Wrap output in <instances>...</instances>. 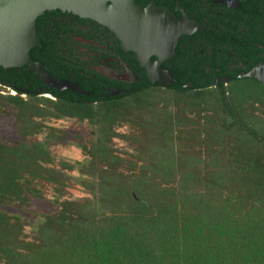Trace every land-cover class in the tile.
I'll list each match as a JSON object with an SVG mask.
<instances>
[{
  "label": "trees",
  "instance_id": "obj_1",
  "mask_svg": "<svg viewBox=\"0 0 264 264\" xmlns=\"http://www.w3.org/2000/svg\"><path fill=\"white\" fill-rule=\"evenodd\" d=\"M9 81L45 86L29 69L0 66L1 84ZM231 83L171 93L144 82L103 108L83 97L86 110L64 111L95 123L78 170L86 197L65 196L70 176L48 165L43 143L0 142V264H264V84L236 74ZM121 123L131 130L115 131ZM16 124L21 136L38 127ZM112 138L128 144L125 157ZM36 180L52 186L57 208L27 235L1 206H27Z\"/></svg>",
  "mask_w": 264,
  "mask_h": 264
},
{
  "label": "flooded vegetation",
  "instance_id": "obj_2",
  "mask_svg": "<svg viewBox=\"0 0 264 264\" xmlns=\"http://www.w3.org/2000/svg\"><path fill=\"white\" fill-rule=\"evenodd\" d=\"M134 2L144 9L139 16L141 33L125 32L122 40L107 27L72 11L50 9L38 17L34 35L39 45L32 47L34 61L40 62L52 78L75 83L82 93L68 88L58 90L45 84L32 91L17 86L16 81H9L6 85L0 82V98L10 95L13 99L12 103H0V116L8 117L15 133L14 141L8 143L10 141L0 139L1 143H43L51 158L48 165L52 167L49 146L60 143L68 132L59 124L66 120L85 122L90 126L95 124L86 118L79 119L75 114H64V111L73 108L86 110L87 106L81 102L83 97H95L90 106L97 109L105 107L109 101L124 100L137 93L144 82L149 86L160 85L148 81V69L143 64L149 59L159 61L161 67L169 71L170 86H160L171 93L172 85L221 90L232 85L234 74L245 77L241 73L257 63H264V0ZM178 30L181 32L171 52V34ZM19 69L23 72L28 68L19 65ZM50 88L57 96L50 92ZM39 97L58 102V109L42 102L33 104ZM35 108L41 114L33 115L31 112ZM47 108L51 114L47 113ZM20 109L24 111L23 115L19 113ZM19 118L29 123L33 120L38 124L37 130L21 136L16 124ZM125 125L129 124L121 123L114 129L120 132L119 127ZM43 131L45 137L40 140L37 135ZM93 138L94 135L80 143L84 160L87 159L84 147ZM75 139L79 140L80 136ZM83 161L76 163L77 171ZM60 164L61 167L55 169L64 174V170L73 168L70 165L63 168L67 164Z\"/></svg>",
  "mask_w": 264,
  "mask_h": 264
},
{
  "label": "water",
  "instance_id": "obj_3",
  "mask_svg": "<svg viewBox=\"0 0 264 264\" xmlns=\"http://www.w3.org/2000/svg\"><path fill=\"white\" fill-rule=\"evenodd\" d=\"M50 9L72 11L78 16L90 18L112 30L120 40L125 32L140 31L139 16L144 11L134 0H0V66H26L46 86L58 90L73 89L79 93L82 91L75 87V83L52 78L40 62L30 58L29 49L39 45L38 38L34 35L35 19ZM180 32L178 30L171 34V52ZM143 66L148 69L150 83L158 82L163 87L170 86V73L161 67L159 61L149 59ZM241 76L264 84V63L253 65L241 73Z\"/></svg>",
  "mask_w": 264,
  "mask_h": 264
},
{
  "label": "rangeland",
  "instance_id": "obj_4",
  "mask_svg": "<svg viewBox=\"0 0 264 264\" xmlns=\"http://www.w3.org/2000/svg\"><path fill=\"white\" fill-rule=\"evenodd\" d=\"M59 125L66 127L68 132L64 136V140L60 141V143L49 146L53 159L52 167L58 169L61 167L60 163L73 166L70 170H64L65 174L70 176L64 189L65 196L69 198L86 197V191L77 183L79 175L76 169L78 167L76 163L84 160L85 156L80 150V143H83V140L92 138V130L94 128L85 122H75V120H66ZM128 130L130 131L129 125H125L119 127L118 131L124 133L128 132ZM37 136L42 140L45 137L44 131ZM79 136V140L75 139V137ZM14 138L15 133L12 126L9 125L8 117L0 116V139L4 142L10 141L8 143H11L14 141ZM111 143L117 148L121 156L125 157L127 155L125 153L130 150L124 140L113 138ZM32 186L37 188L40 194L38 197L30 198L27 206H16L15 204L1 206L7 213L17 214L20 216L22 222H26L24 233L27 235L31 234V227L38 221L39 215L51 213L57 208L53 201L52 195L54 194L50 184L36 180L32 182Z\"/></svg>",
  "mask_w": 264,
  "mask_h": 264
}]
</instances>
